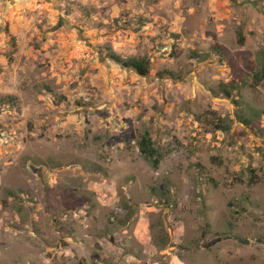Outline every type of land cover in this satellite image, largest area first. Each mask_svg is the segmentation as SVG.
<instances>
[{
  "label": "rangeland",
  "instance_id": "374dc122",
  "mask_svg": "<svg viewBox=\"0 0 264 264\" xmlns=\"http://www.w3.org/2000/svg\"><path fill=\"white\" fill-rule=\"evenodd\" d=\"M262 68L264 0H0V264H264Z\"/></svg>",
  "mask_w": 264,
  "mask_h": 264
},
{
  "label": "trees",
  "instance_id": "16d2710c",
  "mask_svg": "<svg viewBox=\"0 0 264 264\" xmlns=\"http://www.w3.org/2000/svg\"><path fill=\"white\" fill-rule=\"evenodd\" d=\"M240 41L243 42L244 38L240 36ZM217 54L224 56L223 52L221 51V47L215 46L214 47ZM113 58L121 63L124 66H130L135 69V71L140 75H147L150 71L151 64L145 58H137V57H129L126 59H122L120 56L113 54ZM229 67L233 70L235 67V63L228 59ZM262 76H264V68L257 72L256 77L259 80ZM226 94L228 91L224 90ZM248 124V123H247ZM137 146L141 154L149 159L154 167L158 166L161 160V153L159 152L158 148L154 145L153 140L148 132H144L140 135L137 140Z\"/></svg>",
  "mask_w": 264,
  "mask_h": 264
},
{
  "label": "water",
  "instance_id": "95a60500",
  "mask_svg": "<svg viewBox=\"0 0 264 264\" xmlns=\"http://www.w3.org/2000/svg\"><path fill=\"white\" fill-rule=\"evenodd\" d=\"M218 240H219V239L214 240V241H212V242L206 244L205 247H210L211 245H213V244H214L215 242H217Z\"/></svg>",
  "mask_w": 264,
  "mask_h": 264
}]
</instances>
